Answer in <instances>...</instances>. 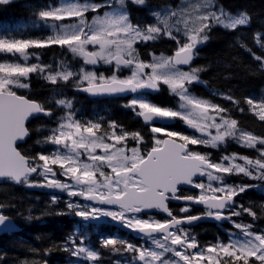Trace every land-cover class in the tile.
Returning a JSON list of instances; mask_svg holds the SVG:
<instances>
[{
	"label": "snow or ice",
	"instance_id": "6c2138e0",
	"mask_svg": "<svg viewBox=\"0 0 264 264\" xmlns=\"http://www.w3.org/2000/svg\"><path fill=\"white\" fill-rule=\"evenodd\" d=\"M8 2L9 0H0V3ZM132 2L142 5L145 0H132ZM125 4L126 0H100V2L69 0L59 7L50 5L48 10L40 11L39 16L43 26L51 28L54 35L49 36L43 42L3 37L0 38V53L13 55L18 53L27 61L30 55L27 49L30 47L39 48L57 44L62 47L67 45L68 50L74 56L84 58L85 64H96L99 61L111 64L114 60L117 70L121 67L129 68L131 75L124 79L116 76L110 79L100 76L97 79L94 73L85 72L83 76H79L77 87L80 88L86 80L87 87L81 90L95 95L137 93L141 90L159 91L160 84L166 85L170 93L178 97L180 110L156 106L147 100L135 98L131 100L129 107L134 111L138 108L136 115L142 117L145 122L152 121L153 118H179L208 138H190L188 135L152 126V133L163 134L168 139L157 138L155 145L145 155H141L136 147H132L131 155H127L124 147L116 145H121L129 136L140 143L142 137L139 133L116 134L117 126L112 123L110 127L113 131L110 134L97 136L94 129H99L100 124H82L74 120L71 100L62 98L56 100V104L65 109L64 115L58 119L57 126L52 128L45 138V142L53 144L56 148L50 154H38V160L33 161L17 150L16 141L28 135L25 121L30 116L40 113L51 116L52 110L45 109L40 103L17 95L13 88H27L29 85L22 83L19 78H27L31 73L41 74L53 85H56L58 80L67 82L70 77L78 74L63 70L55 74L51 72L45 74L50 65L42 66L39 63L31 66L20 63H0V177H7L18 184L26 183L29 186L60 189L66 191L70 197L81 195L85 200L116 206L115 210L98 207H92L91 212L78 210L75 215L85 220L89 217L93 220H99L101 216L110 217L113 221H119L122 227L130 228L138 233V238L150 241L154 247L144 248L131 243L127 244L128 251L138 253V257L133 259H138L141 264H157V262L177 264L175 261L163 258L169 252L179 257L183 264H204L205 261L207 264H237L239 261L249 264V258H254L259 264H264V232L254 233L250 231L252 225H242L236 222L232 223L237 229L242 230L243 239L236 241L230 237L226 244L209 245L204 250L189 254L187 249H198L199 245L195 238L190 236L188 229L182 228L181 225L191 224L202 217L189 215L177 218L167 203L170 200L192 201L204 205L209 210L208 217L217 221L226 219L231 222L232 216L242 214L240 210H237L233 197L253 186H230L224 183L222 176L213 173H242L253 179H264V149L259 150L261 159L257 160L237 157L235 154L225 155L222 161H229L228 165L209 160L207 154L188 150V145L197 144L216 148L224 143L226 138L235 140L243 147L255 148L257 143L264 145V138L238 130L234 119L221 117V122L216 123V117L209 115L210 110L215 113H223L226 110L210 104L203 98H194L190 94L189 86L199 81L196 73L200 69L191 68L183 71L178 67L190 64L197 55L198 44L207 41V33L213 26L222 25L225 29L235 30L239 26H247L250 23V17L243 12L230 15L223 8L210 10L197 17L199 23L196 27L185 28L186 39L181 40L172 34L167 24L163 29L155 25H149L145 29L139 25H133L126 11L117 10L118 8L123 9ZM208 6L212 8V0H209ZM102 8H111L112 12H105L101 16L99 13ZM90 12L97 14L91 18V23L88 22ZM172 14L175 15V13ZM66 18L76 19L69 24L47 23L49 20L55 22ZM162 32L180 45L175 55L151 64L139 60L134 44L157 40ZM89 44L98 46V50L88 51L85 46ZM31 55L39 59V54ZM257 59L261 58L257 57ZM149 68L151 72L147 73L145 70ZM226 98L232 99L231 97ZM233 102L236 103V101ZM247 103L252 110L259 108L257 115L261 121H264V102L254 104L253 99L249 98ZM209 120L213 122L208 123ZM209 128H215L216 134L211 135L208 132ZM177 138L182 143H178ZM106 140H113L114 144L107 143ZM68 141H71V144ZM61 148L66 149L67 154L62 153ZM97 148H100L104 154H95ZM80 149L86 150L88 160L92 161L91 164L80 161ZM237 159H242L245 163L243 165L236 163ZM96 162L106 165L111 170V174L105 173ZM50 165H58L62 170L60 175L70 178L75 185L85 187L73 188L72 185L55 179L56 173ZM249 166L255 171H252ZM97 172H99L100 179H97ZM32 174L44 177L46 183H30L28 177ZM197 175L207 176L208 189L212 194L206 195L202 192L198 197L177 195L178 185L182 184L204 190L205 184L194 180ZM212 181L219 182L220 186L213 187ZM216 193L222 195L218 196ZM68 206L73 207L71 203ZM151 209L166 213L171 219L159 221L152 219L151 216L145 219L136 215ZM213 209L216 211L213 212ZM180 210L189 211L187 207ZM226 210L227 215L224 214ZM242 211L255 217L251 209L244 208ZM6 219V216L0 214V226L7 227ZM69 239L72 238L69 237ZM104 243L105 246L114 245L117 243V238L106 237ZM73 247L74 256L87 261L98 259V253L85 247L83 241L78 245L73 242ZM221 253L224 257L232 259L221 260Z\"/></svg>",
	"mask_w": 264,
	"mask_h": 264
},
{
	"label": "trees",
	"instance_id": "16d2710c",
	"mask_svg": "<svg viewBox=\"0 0 264 264\" xmlns=\"http://www.w3.org/2000/svg\"><path fill=\"white\" fill-rule=\"evenodd\" d=\"M60 1L10 0L8 3H0V38L45 40L50 31L40 24L39 12L48 10L50 5L58 7ZM178 3V0H146L141 6L127 4V8L133 24L145 27L152 23L148 12L150 7L160 8L164 4L165 9L176 7ZM215 3L217 8H223L231 15L247 13L250 23L235 30L215 26L208 31V39L198 49L193 64V68L200 69L196 74L203 84H191L189 90L194 95L207 98L225 109L221 115L236 120L238 130L264 138V121L259 119L258 112L252 110L247 103L249 98L253 99L254 104L264 100V0H215ZM106 9L110 8H102ZM90 15L93 13L90 12L88 17ZM75 19H65L63 23L69 24ZM172 45L171 41L164 38L165 53L171 55L174 52ZM146 48V44L139 47L140 55L144 58ZM27 50L29 54H39L40 64L50 65L52 72L69 67L78 75L72 76L67 82L58 80V83L53 85L41 74L31 73L23 79L29 86L26 89L14 90L19 95L39 102L45 109L54 111L50 118L38 117L29 123L31 137L24 145L19 146L26 157L38 160V154L51 153L43 148L44 143L36 140V131L39 130L40 136L46 138L56 126L57 117L64 114V111L56 110L58 99L71 100L74 106L72 111L80 123H99L100 128L96 132L100 136L113 131L110 127L112 123L124 131L142 126L140 120H133V112L126 107L128 100L90 97L76 90L81 76L80 68L84 63L80 57L75 60L68 47L52 44L39 48L33 46ZM13 57V54L10 57L0 53V62L13 61ZM111 73L108 69L107 75ZM82 85L83 83L80 86ZM170 95L166 97L170 100L168 105L174 107L177 97ZM114 105L117 107H113ZM262 148V144H256L255 148L243 147L232 139L227 148L199 146L196 150L207 154L213 162H220L223 156L232 154L256 160ZM224 176L226 181L234 186L261 184L259 188L248 187L238 194L242 214L233 218L240 224H251L256 232H264V180L253 179L244 174ZM28 180L35 184L40 178ZM65 199L63 197L55 201L39 186H29L26 183L17 185L11 180L1 182L2 212L11 217L22 230L0 235V264H73L67 251L71 242L69 237L72 238L74 233L81 230L82 221L80 216L75 215L79 208H70V202ZM244 208L251 209L255 217L242 211ZM203 233L205 236L201 242L203 246H207L212 242L214 232L206 229ZM93 245L97 246L96 243Z\"/></svg>",
	"mask_w": 264,
	"mask_h": 264
},
{
	"label": "flooded vegetation",
	"instance_id": "af4514ba",
	"mask_svg": "<svg viewBox=\"0 0 264 264\" xmlns=\"http://www.w3.org/2000/svg\"><path fill=\"white\" fill-rule=\"evenodd\" d=\"M158 11H162V13L164 14V4L160 8L157 6V7H150L148 9L149 20H151V22H152L150 25L158 24L159 16L156 15V13ZM133 25H135V24H133ZM181 25H178V27ZM141 28L144 29V27H141ZM163 28H164V15H163L162 23H161V29H163ZM177 36L181 37L182 35L181 36L177 35ZM167 39H168V41H171L173 43L172 47L175 48L174 51L178 50L179 44L177 43V41L174 39L168 38V37H167ZM140 43H144L147 45L146 53H145V59H144L146 62H148V61L151 62L153 56L164 55V53H165L164 52V33L163 32L161 33L159 39L149 40L147 42H139L136 44V46H139ZM65 46L68 47L67 45H65ZM85 47L88 51H93V49H91V47L89 45H86ZM197 50H198V48H196V53H197ZM99 64H100V66L98 68L87 67L88 71L92 70L97 75L103 76L105 79H110L112 76H116L117 78L124 79L130 75V73H128V71L122 72V70H124L125 68L124 69L120 68L119 70H117V68L115 67V64L113 62L111 64H106L103 61H99ZM108 69L112 71V73L110 75H107ZM180 69H182V68H180ZM188 69H191V68H188ZM188 69H183V70H188ZM146 72L150 73L151 69H148ZM100 76H98L97 78L99 79ZM163 86L164 85H162V88H163ZM76 90L78 91V87L76 88ZM166 95H167V91H165V88H163V90L159 93V96L156 97L155 99H154V96H147L148 97L147 101L155 104L156 106L169 108V107H167V105L169 104L170 101L168 100V98H166ZM101 98H113V99L116 98L117 99V97H101ZM205 99H207V98H205ZM208 101L213 104L212 101H210V100H208ZM213 105H215V104H213ZM113 107H117V105H114ZM176 107H178V106H176ZM57 109H58V111L64 110L62 107H60L58 105L56 106V110ZM170 109H173V108H170ZM132 112H133L132 113L133 120L134 121L140 120L142 126H139L138 129H132L130 131H124L122 128H116L115 132H116V134H121L122 132L123 133H139L140 136L142 137V140L140 143H137L136 140H133L129 136L126 138V140L124 142H122L121 145H116L117 147H124L125 150H130L132 147H136L139 149L141 155H145L148 151H150L151 147H153L155 145V140L157 138H159V139H166L167 138L163 134L152 133L151 132L152 126L161 127L165 130L173 131V132H176L178 134L188 135L190 138L198 136L197 130L187 126L182 121H180V122L177 121L176 124H173L171 126H165L164 124H160V123H155V124L148 126V125L144 124V122L140 118V116L136 115V109H135V111H132ZM59 115H62V114H59ZM73 117H74V120L79 122V120L75 116H73ZM58 118H59V116H58ZM55 123L57 124V122H55ZM96 130L97 129H94V131H96ZM36 132H37L36 133V140H38L42 143H46L45 138L40 136L39 130H37ZM31 134H32V132H31ZM96 135L100 136L98 133H96ZM229 139L230 138H226V140H225V142H227L226 144L222 143L218 147L213 148V149H220L222 147L227 148L229 143L232 140V139H230V141H229ZM105 142L110 143V144H114L113 140H106ZM46 146H47V148H49L50 151H53V149L56 148V146H54L51 143H48ZM199 146H206V145H203V144L188 145V150L200 153L199 152L200 150H196V147H199ZM206 147H210V146H206ZM210 148H212V147H210ZM209 160H211V159L209 158ZM58 179L61 181L63 180V183H66V182L72 183L73 182L70 178L64 179V178H61L59 176ZM97 179H100V176L98 175V173H97ZM194 180H196L197 182L205 183L208 179L207 178L200 179L199 177H195ZM81 187H85V186H81ZM178 189H179V191H178L177 195H179V196L193 195V196L198 197L202 192H204V190L196 189V188H193L191 186H179ZM47 192L51 196L56 195V193L53 192V189H51ZM63 192H64V190H61L60 194H62ZM204 194H205V192H204ZM206 195H211V194H206ZM220 195H222V194L219 193L218 196H220ZM59 197H61V196H59ZM82 198H84V197H82ZM233 199L235 201V205L237 207V210H240L239 208L241 206L239 204L238 195H235L233 197ZM167 203H168V207L172 210L173 215L176 216L177 218H184V217H187L189 215L201 216L203 218L202 220H199L198 222L191 224L189 226L181 225L182 228L188 229L190 236L194 237L196 242L199 245L198 249H187L189 254L196 252V251H199V250H204L209 245H219L221 243L226 244L229 241L230 237L236 241H239V240L244 238L242 230L237 229L234 226V223H232V222L239 223L237 220H235L233 218L235 216L231 217V222L228 221V224H224V222H219V221L215 220L214 218L208 217L207 212L209 210L206 207L196 205L193 202H182L180 200H170ZM87 206L88 205H85L86 212H91L89 210V208H87ZM88 207L92 208L91 206H88ZM183 207H187L189 209V211L188 212H182L180 209ZM98 208L115 210L116 206L98 207ZM213 212H215V211H213ZM225 214H228L227 210L225 211ZM126 215H132V214H126ZM136 215H139L145 219H147V218H149V216H151L152 219L159 220V221L171 219L170 217H168L163 212H160V211L155 210V209L153 211H149V212L142 211L141 213H138ZM242 225H244V224H242ZM206 229L214 232V234L212 236L213 240L207 246H203L201 239L203 236H205L203 231H205ZM250 231H252L254 233H261V232H256L253 227H251ZM76 235L80 236L82 239H84L83 240L84 246H87L88 248H90L94 251H95V249L93 248V246H91L89 244V241H91V242L97 241L98 242V247L100 250V260L99 261L101 263L108 262V263H113V264H118V263H120V264H141V262L138 259L137 260L133 259L134 257H138V253L128 251L127 250V244L131 243L133 245L143 246L144 248L154 247V245H152L150 241H148L147 239L138 238V233L132 231L130 228L122 227L119 221H113L110 217L101 216L99 220H93V219H91V217H89V219H87V220H85L83 218L82 224H81V231H79ZM156 235H159V234H156ZM106 237L117 238V243L114 245L105 246L104 238H106ZM172 247H178V246H172ZM73 249H74V247L71 246L68 250L71 251ZM220 256H221L220 257L221 260H225V259L231 260L232 259L230 257H222V253L220 254ZM70 257H72L71 253H70ZM163 258L169 259L170 261L183 263V261L179 260V257L174 256L171 252L166 253ZM76 259L78 260L77 256H76ZM86 264H91V263L86 262ZM157 264H159V262H157ZM237 264H243V262L239 261V262H237ZM249 264H259V262L255 261L254 258H249Z\"/></svg>",
	"mask_w": 264,
	"mask_h": 264
},
{
	"label": "rangeland",
	"instance_id": "374dc122",
	"mask_svg": "<svg viewBox=\"0 0 264 264\" xmlns=\"http://www.w3.org/2000/svg\"><path fill=\"white\" fill-rule=\"evenodd\" d=\"M10 1V0H9ZM67 2H69V0H61V2H60V4H59V6L62 4V3H67ZM77 2H83V0H77ZM94 2H100V0H94ZM126 2H130L131 3V5H140V4H136V3H133L132 2V0H126ZM145 3H146V0H145ZM143 5V4H142ZM209 0H180V3H179V5L177 6V7H168V8H165L164 9V14L162 13V11H158L157 13L159 14L158 16H159V20H158V24H156L155 26H157V27H160L161 28V23H162V20H163V15H164V27H165V24H167V26H168V28H169V30L172 32V34L173 35H175V36H177V35H179V36H184V37H179L181 40H185L186 39V36L184 35V30H185V28L186 27H188V28H194V27H196L197 25H198V23H199V21H198V19H197V17L200 15V14H202V13H205V12H207V11H210V10H218V8H216V6H215V4H214V0H212V8L210 9L209 8ZM58 6V7H59ZM107 10V9H106ZM100 10V15L101 16H103V14L105 13V12H109V13H111L112 12V9H109V10ZM118 11H126L127 13H128V11H127V9L124 7L123 9H117ZM156 13V14H157ZM172 13H175V15H173ZM227 13V12H226ZM89 14V13H88ZM129 14V13H128ZM229 14V13H228ZM94 15H97L96 13H93V15H90L91 16V18L94 16ZM231 15V14H230ZM66 19H72V18H66ZM130 19V18H129ZM40 21H41V18H40ZM64 21V20H63ZM63 21H51V20H49L47 23L48 24H53V23H57V24H65V23H63ZM130 21H131V19H130ZM89 23H91V19H90V21H89ZM40 24L43 26V22L41 21L40 22ZM182 24V25H181ZM178 25H181V26H179L178 27ZM44 27V26H43ZM178 27V28H177ZM221 27H223L222 25H221ZM45 28H48V30L50 31V35L49 36H52V35H54L55 33H54V31L51 29V28H49V27H45ZM145 29V28H144ZM177 29H179V31H177ZM180 34H179V33ZM164 35L165 36H167L168 38H169V36L167 35V34H165L164 33ZM48 36V37H49ZM47 37V38H48ZM46 38V39H47ZM45 39V40H46ZM33 41H41V42H43L44 40H39V39H37V40H33ZM149 41V40H148ZM147 42V41H146ZM137 44V43H136ZM136 44H134V48L136 49V54H137V57H138V59L139 60H141V61H143V62H145V63H149V64H151V63H158V62H160V61H162L163 59H167V58H170V56L169 55H166V54H164V55H159V56H153V58H152V61L151 62H146L144 59V57H143V55H140V51H139V49H138V46H136ZM205 44V42H203V43H199L198 44V46L197 47H201V46H203ZM49 45H52V44H49ZM49 45H46V46H49ZM180 46V45H179ZM43 47H45V46H43ZM91 49H93V50H98V46H93ZM114 50V49H113ZM28 52V51H27ZM3 54H8L10 57H11V55L12 54H10V53H3ZM78 57H80L81 58V56H74V59L75 60H77L78 59ZM13 61H5V62H0V63H20L21 65H25V64H27L28 66H31V65H33V64H36V63H39L40 64V62H39V59L37 60V58H36V56H33V55H29V58H28V60L27 61H25L24 59H23V57H21V55L20 54H15V57H13V58H11ZM36 59V60H35ZM4 61V60H3ZM41 65V64H40ZM122 69H124L123 67H121ZM51 69H52V67H49L47 70H46V73L45 74H47V72H51V73H53V74H55L56 72H52L51 71ZM150 69V68H149ZM70 71V69H69V67H66V68H63V69H60L59 71ZM148 69H146L145 71H147ZM126 71H128V73H130V75H131V69H129V68H125L124 70H122V72H126ZM188 71V70H187ZM58 72V71H57ZM85 72H91V73H94L95 75H96V77H98V76H100V75H97L95 72H93L92 70H89L88 71V68L85 66V65H83L81 68H80V75L81 76H83V74L85 73ZM129 75V76H130ZM128 76V77H129ZM20 79V81L22 82V83H24V81H23V79H25V77H20L19 78ZM98 79V78H97ZM83 83H86L87 84V81L85 80V81H83ZM193 83H195V82H193ZM198 83H201V81H198ZM16 89H25V88H18V87H14L13 88V90H16ZM190 94L194 97V98H198V97H195L191 92H190ZM135 99H143V100H147L146 98H144V97H134ZM134 98H132V99H134ZM132 99H130V101H129V104H130V102H131V100ZM205 100H207L208 101V99H205ZM209 102V101H208ZM262 102H264V100L262 101ZM261 103V102H260ZM129 104H128V107H129ZM256 104H259V103H256ZM130 109H131V107H129ZM137 110H139L138 108H136ZM132 110H133V108H132ZM180 110V109H179ZM257 112H259V108H256L255 109ZM182 111H184V110H182ZM209 115L210 116H215L216 117V119H215V122L216 123H220L221 122V115H220V113H215V112H213V111H211L210 110V112H209ZM74 116V115H73ZM73 119H74V117H73ZM213 121H211V120H209L208 121V123H212ZM186 124V123H185ZM95 133H97L96 131H94ZM208 132L211 134V135H215L216 134V129L215 128H209L208 129ZM243 132H245V131H243ZM246 133H248V132H246ZM86 135V134H85ZM252 135V134H251ZM98 136V135H97ZM254 136V135H253ZM197 138H203V139H207L208 137L207 136H202V134L198 131V136H197ZM68 143L69 144H71V141H68ZM227 142H224L223 144H226ZM257 144H259V143H257ZM262 146H264V145H262ZM262 149H264V148H262ZM60 151L62 152V153H65V154H67V150L66 149H63V148H61L60 149ZM80 151V153H81V155H80V161L82 162V163H89V164H91L92 163V161H90V160H88V157H87V153H86V150L85 149H80L79 150ZM95 154H100V155H103L104 153H103V151L100 149V148H97L96 150H95ZM125 154H127V155H131V152H130V150H125ZM259 154H260V151H259ZM233 155V154H232ZM237 157H241V155H238V154H235ZM242 157H244V156H242ZM257 159H261V154H260V156L257 158ZM256 159V160H257ZM236 163H239V164H241V165H243L244 163H245V161L244 160H242V159H237L236 161H235ZM97 164H99V166L103 169V171L105 172V173H109V174H111V170L109 169V168H107L106 167V165H103V164H100V162H96ZM222 163H224L225 165H228L229 164V161H222ZM51 167H52V169H53V171L56 173V176H55V179H57V180H59L58 179V177L60 176L61 178H64V179H68V177H65V176H63V175H60V173H61V169L60 168H55V166L56 165H50ZM58 166V165H57ZM59 167V166H58ZM249 168L251 169V166H249ZM252 171H255L254 169H251ZM209 171H212V170H209ZM98 173V175H99V172H97ZM214 175H219V176H222L223 177V180H224V183L226 184V180H225V176H224V174L225 173H213ZM239 174H242V173H239ZM113 176H114V174H112ZM41 178H40V180H39V182L38 183H46V181H45V178L44 177H42V176H40ZM51 178V177H50ZM257 179H259V178H257ZM59 181H61V180H59ZM62 183H63V180L61 181ZM66 183H68V184H70V185H72L73 186V188H81L80 186H77V185H75V184H73V182L71 183V182H66ZM212 183V186L213 187H217V186H220L219 185V182H217V181H212L211 182ZM205 189H204V192H205V194H212L211 193V191L208 189V184H209V181L207 180L205 183ZM227 185H229V184H227ZM231 186V185H230ZM253 187H256V188H259L260 186L257 184V185H255V186H253ZM44 189L45 190H47V191H49V190H51V189H53V192H58V191H61L60 189H54V188H48V187H44ZM64 194L65 195H67V192L66 191H64ZM219 193H216V195H218ZM83 196H81V195H76V196H71V201H72V205H75V206H77V207H79L80 208V211H86V209H85V207L83 206V201L82 200H80L81 198H82ZM78 200H77V199ZM87 208H89V210L91 211V208L90 207H87ZM225 214V213H224ZM225 215H227V214H225ZM224 221H229V220H226V219H222V220H219V222H224ZM85 247H87V246H85ZM206 249V248H205ZM221 257V256H220ZM222 257H224L223 256V254H222ZM78 259L81 261V262H83V263H86V262H91V261H87V260H85V259H83V258H81V257H78ZM177 264H183V263H180V262H177ZM204 264H207V261H205L204 262Z\"/></svg>",
	"mask_w": 264,
	"mask_h": 264
},
{
	"label": "water",
	"instance_id": "95a60500",
	"mask_svg": "<svg viewBox=\"0 0 264 264\" xmlns=\"http://www.w3.org/2000/svg\"><path fill=\"white\" fill-rule=\"evenodd\" d=\"M113 62L115 63V61L113 60ZM195 62V59L193 58V60L190 62L189 65H179V67H182V68H188L189 66H191L192 64H194ZM88 66H98V62L96 64H87ZM84 87H87V86H84ZM83 88V87H82ZM160 88V86H159ZM161 89V88H160ZM80 91L84 92V93H87L91 96H95V97H106V96H110V97H124V98H128V97H131L132 95L134 94H139V93H145V92H148V93H151V94H155L159 91H147V90H141L137 93H131V92H123V93H112V94H108V93H104V94H92L90 92H85L83 90L80 89ZM21 96V95H20ZM24 98L28 99L27 97L23 96ZM30 100V99H29ZM32 101V100H30ZM36 102V101H34ZM38 103V102H37ZM38 116H44V117H48L46 115H44L43 113H40V114H34L32 116L29 117V119L27 121H25V127L26 129L28 130V123L33 120L34 118L38 117ZM145 122V121H144ZM175 122V119L174 118H169V119H165V118H153L152 121H149V122H145V124L147 125H150L152 123H164V124H167V125H171ZM29 138V131H28V135L26 137H24L23 139L21 140H17L16 141V148L17 150L20 152V150L18 149V145L24 143L26 141V139ZM168 139V138H166ZM178 143H180L179 141H177ZM21 153V152H20ZM22 154V153H21ZM23 155V154H22ZM36 174H32L30 176H35ZM196 177V176H195ZM194 177V178H195ZM4 180H10L9 178L7 177H0V183ZM15 182V181H14ZM16 183V182H15ZM17 185H20L21 183H16ZM183 185V184H182ZM182 185H178V186H182ZM87 202L89 203H93V204H98L97 202L95 201H90V200H86ZM102 205H105V204H102ZM203 207H205L204 205L202 204H199ZM105 206H112V205H105ZM215 210V209H213ZM145 211H149V210H145ZM216 211V210H215ZM0 214H1V207H0ZM166 214V213H165ZM167 215V214H166ZM5 216V215H4ZM7 219L5 221V225H7V227L5 226H0V235L4 234V233H11V232H17V231H20L21 228L17 225V223L10 217L6 216ZM203 219V218H202ZM202 219H199V220H202ZM199 220H196V221H193L191 224H194L196 222H198ZM191 224H187L185 223V225H191ZM44 264H47V263H44Z\"/></svg>",
	"mask_w": 264,
	"mask_h": 264
},
{
	"label": "bare ground",
	"instance_id": "6f19581e",
	"mask_svg": "<svg viewBox=\"0 0 264 264\" xmlns=\"http://www.w3.org/2000/svg\"><path fill=\"white\" fill-rule=\"evenodd\" d=\"M119 108H120V106H119ZM41 164L43 163V162H40Z\"/></svg>",
	"mask_w": 264,
	"mask_h": 264
}]
</instances>
